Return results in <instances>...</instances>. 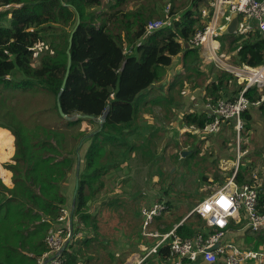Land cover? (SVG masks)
Returning <instances> with one entry per match:
<instances>
[{"label": "trees", "instance_id": "trees-1", "mask_svg": "<svg viewBox=\"0 0 264 264\" xmlns=\"http://www.w3.org/2000/svg\"><path fill=\"white\" fill-rule=\"evenodd\" d=\"M190 1L179 17H173L175 11L170 6L168 24L147 30L148 9L137 4L129 7L132 0H106L103 8L102 0H0V126L9 131L0 129V157L11 145V136L14 150L12 161L4 165L11 171V185H5L0 177V264H35L47 250L46 233L50 228H58L60 210L68 205L67 182L69 174L75 173L76 149L80 142L86 141L75 199L73 204L69 201L72 232L59 257L63 264H85L91 254L97 255L100 242L93 240L98 232L97 210L105 204L95 199L113 192L106 186L105 174L110 177L118 168L116 158L130 156L127 150L132 140L128 135L136 129V124H131L137 118L139 105L149 102L145 105L149 109L153 103L173 102V84L164 93L154 95L152 91H156L155 82L181 51L184 71L177 76L178 86H185L183 77L204 75L191 66L195 50L185 43L205 24L212 6L210 0ZM204 8L206 17L201 16ZM218 39L220 51L231 62L249 66L264 62L263 31L255 27L244 32L236 29L231 34L219 33ZM67 48L70 67L60 92ZM231 78L235 77L224 69L219 71L204 84V100L215 103L224 98ZM241 86L228 98H234ZM14 90L52 94L53 109L62 125L49 127L38 121L36 116L43 110L36 111L33 121L19 115L10 96ZM261 94L264 92L256 88L246 92L251 100L260 98ZM57 95L64 114H91L94 118L66 119L58 111ZM263 105L264 100L248 109L262 110ZM106 107L107 113L99 122L97 118ZM248 109L241 115L246 123L251 120ZM184 118L197 128L206 121L205 117L190 113ZM82 122L95 128L86 130L88 124L81 128ZM64 125L66 130L57 128ZM246 171L244 167L237 169L234 182L243 184ZM215 175L214 179L222 178ZM204 197L202 194L199 200ZM257 198L256 207L264 213V189H257ZM163 202L165 212L169 210L168 201ZM181 216L172 220L178 222ZM169 222H164L163 232L172 227ZM244 222L230 220L228 225L236 228ZM209 231L205 219L194 211L173 229L181 238L205 235ZM138 232L136 229L133 234L138 236ZM243 239L245 248H264V230L246 227ZM166 253V245L157 248L156 254L161 258ZM146 259L142 264H146Z\"/></svg>", "mask_w": 264, "mask_h": 264}, {"label": "rangeland", "instance_id": "rangeland-1", "mask_svg": "<svg viewBox=\"0 0 264 264\" xmlns=\"http://www.w3.org/2000/svg\"><path fill=\"white\" fill-rule=\"evenodd\" d=\"M105 2L106 0H102V8ZM190 2V0H132L129 7L134 4L142 5L148 9L149 19L159 18L163 20L164 26L169 22L170 17L167 12L170 6L175 11L173 17H179L181 12L190 6ZM198 49L200 62L207 61L203 57L202 50ZM181 63L180 55L175 56L172 64L166 67L155 82L156 91H152L154 95L157 92L164 93L167 88L160 89L158 84L163 78L176 75L173 79V87L175 86L173 102L153 103L149 109H146V106L151 104L149 102L139 105L136 111L137 118L134 117L131 124L135 123L136 129L128 135V139L132 140L127 150L130 156L117 157L118 168L110 177L107 176V172L105 174L106 186L113 192L103 193L95 199V202L105 204L97 210L98 232L93 237L95 242H100V247L97 257L89 258L85 264H105L112 257L114 263L134 264L132 260L138 261L156 240L144 236L140 231L144 219L142 209L150 207L157 200L168 201L169 210L156 216L148 224L147 229L163 232L164 230L161 229L165 221L185 213L200 201L202 194L203 197L207 196L220 185L228 182L231 176L234 179L235 172L239 168L244 167L247 170L244 183H255L259 191L264 189V114H261L264 109L259 110L258 107V110L253 107L248 109L255 118H251L246 123L241 117L242 126L239 130L234 127L233 121H228L215 131L201 132L200 127L197 128L195 123H187L184 117L190 113L207 118L208 107L204 100L203 86L215 78L222 69L209 63L205 71L201 68L204 72L203 76L183 77L185 86L179 87L180 80H177V76L184 71V66L183 69L180 66ZM239 82L231 78L225 94L223 93L224 97L235 93L241 84ZM13 92L14 94L10 96L15 111L26 116L28 121L35 120L36 111L43 110V113L36 116L38 121L47 126L62 125L53 109L52 94L43 91L25 93L14 90ZM84 124L88 123L82 122L81 128ZM57 128L66 130L67 126ZM91 128L95 126L90 124L85 126L86 130ZM80 143L81 146L76 149L80 155L79 168L83 163L88 141ZM12 155L1 162L3 167L5 163L12 161L10 160ZM215 174L222 178L214 179ZM253 174L257 175L256 179ZM74 179L72 171L67 182V197L70 202ZM65 224L64 221L55 225L61 227ZM136 229H139L140 236L133 234ZM90 232L92 233L93 230ZM237 233L241 234L239 230ZM153 256L154 253L147 256L146 264H152Z\"/></svg>", "mask_w": 264, "mask_h": 264}, {"label": "built area", "instance_id": "built-area-1", "mask_svg": "<svg viewBox=\"0 0 264 264\" xmlns=\"http://www.w3.org/2000/svg\"><path fill=\"white\" fill-rule=\"evenodd\" d=\"M210 5L212 10L205 24L194 31L187 39V43L192 48L198 46L202 49L203 57L207 61H199V69H205L209 63H212L233 75L242 86L234 98H220L215 103L207 101L205 103L208 107L207 118L199 129L203 133L215 131L223 122L231 120L234 127L239 130L242 126V113L250 105H257L264 100L262 94L255 100H251L246 95V92L253 88L264 92V62L258 66H249L231 62L224 56L219 50L218 39L223 24L221 18L236 13L240 18L238 31L244 32L255 27L264 32V0H210ZM206 15L205 8L201 9V16L206 17ZM163 24V20L151 18L147 20L145 27L147 30H154L162 27ZM194 58L192 56V61L196 62ZM253 177L256 179L257 175L253 174ZM257 202V185L255 183L238 185L231 176L228 182L220 185L192 207V211L205 219V227L211 231L205 235L181 238L173 232V229L166 232L147 229L148 224L166 208L163 201H155L150 207L142 209L144 219L141 232L144 236L156 240L137 262L154 253L155 264H184L185 261L204 264H213L217 261H221L222 264H264V248L256 250L241 247L225 238L229 230V221L232 219L239 222L241 212L245 214L247 227L255 231L264 230V213L257 209ZM205 205L209 206L207 214L200 210ZM69 213V206L61 208L57 220L65 221L66 224L47 231L45 240L47 250L37 258L35 264H63L59 252L64 247L66 238L71 234L68 224ZM214 244H217L214 249L207 250ZM162 245H166L167 253L160 259L156 252Z\"/></svg>", "mask_w": 264, "mask_h": 264}, {"label": "crops", "instance_id": "crops-1", "mask_svg": "<svg viewBox=\"0 0 264 264\" xmlns=\"http://www.w3.org/2000/svg\"><path fill=\"white\" fill-rule=\"evenodd\" d=\"M230 16V15H229ZM229 16H222V18H221V22L223 23L222 25H221V27L227 22V20H228V18H229ZM238 16V15H237ZM238 19L240 20V18L238 17ZM220 27V28H221ZM236 32V31H235ZM187 46L186 47H190L189 45H188V43H185ZM198 48H200V47H198V46H195V47H193L192 49H194L195 51H193L195 54H196V56H195V58L194 59H196V62L195 61H191V66H193L194 68H196V69H198V70H200V71H202L201 69H199V67H198V63H199V61H200V57H199V53H198V51H199V49ZM200 50H202L201 48H200ZM219 50H220V46H219ZM183 54V52L181 51L180 53H178L176 56H178V55H180V57H181V55ZM174 59V58H173ZM228 59V58H227ZM229 60V59H228ZM229 61H231V60H229ZM172 62H173V60H172ZM172 62H171V64H172ZM169 66V65H168ZM167 66V67H168ZM181 68L183 69V66H182V63H181ZM209 66L207 65L206 66V68H208ZM206 68L204 69L203 68V71H205L206 70ZM180 73V72H179ZM175 77H176V75H173V76H171V77H169V78H163L161 81H160V87H161V89L163 88V89H166V88H168L170 85H172L173 84V79H175ZM162 83L164 84V86L162 85ZM166 92V91H165ZM174 92V91H173ZM234 94V93H233ZM233 94H228V96H226V97H224V98H228V97H232L233 96ZM149 95H151V94H149ZM173 95V93H171V96ZM206 102V101H205ZM255 108V107H254ZM256 109V108H255ZM263 109H264V107H263ZM250 110V109H249ZM248 110V112H249V114H250V116H251V118H255V115L254 114H251V112ZM258 110V109H257ZM256 110V111H257ZM257 113L259 114V112L257 111ZM261 113V112H260ZM261 114H264V112H262ZM260 115V114H259ZM0 129H4V130H7V129H5V128H3V127H1L0 126ZM8 131V130H7ZM1 132V131H0ZM9 132V131H8ZM3 136V135H2ZM13 137L11 136V145L8 147V148H6V151H4V153H3V155H2V157H0V177H1V180H2V182L5 184V185H7V186H9L10 184H11V173H10V171L8 170V169H6V168H4L3 166H2V164H1V162H3L5 159H8L11 155H12V153H13ZM6 161V160H5ZM1 170H3V172H1ZM203 199V198H202ZM163 200V199H162ZM157 201H161V200H157ZM193 211H192V208H190V209H188L185 213H182L181 215V217H180V220L177 222V221H173L171 218H170V220H168V221H170L169 223H172L171 224V228L169 229V230H171V229H174L175 228V226H177L179 223H181L189 214H191ZM243 212H241L240 213V215H241V218H240V221H245L244 222V225L243 226H238V227H236V228H234V227H230L229 226V230L226 232V235H225V238L226 239H230V240H232L236 245H238V246H241V247H246V246H244L243 244H244V239H243V236H244V234L246 233V228H245V224H246V217H245V214L243 213ZM232 220V219H231ZM239 221V222H240ZM239 222H236L235 220H234V223H239ZM247 227V226H246ZM153 230H155V229H153ZM157 230V229H156ZM169 230H167V231H169ZM238 230L240 231V235L237 233L238 232ZM83 236V235H82ZM82 236H79V239L82 237ZM88 238V237H87ZM90 242H93L92 241V239L90 240ZM130 251H134V250H132V249H130ZM97 257V255H93V254H91V258H96ZM160 259H162L160 256H158ZM154 259H155V257L153 256V261H152V264H155L156 262L154 261ZM132 262L134 263V264H138L137 263V261H134V260H132ZM105 264H114V259H113V257H112V259H109L108 261H106L105 262ZM124 264H126V262H124ZM184 264H204V263H200V262H193V263H189V262H187V261H185L184 262ZM213 264H222L221 263V261H217L216 263H213Z\"/></svg>", "mask_w": 264, "mask_h": 264}, {"label": "water", "instance_id": "water-1", "mask_svg": "<svg viewBox=\"0 0 264 264\" xmlns=\"http://www.w3.org/2000/svg\"><path fill=\"white\" fill-rule=\"evenodd\" d=\"M76 23H78V18L76 19ZM237 25H238V16H237L236 13H232L229 16L227 22L220 28L219 31L222 34H225V33L231 34V33H234L236 31ZM70 44H71V35L68 37V46H67L68 48H69ZM68 48L66 49V53H67L66 68H65V73H64L61 85H60V92H61V90H62V88L64 86V82H65V80L67 78L68 70H69V67H70V55H69V52H68ZM56 104H57V108H58L59 113L63 117H65L66 119H75V118H79V117H82V118L87 117V118H91V119L94 118V116L91 115V114H83V113H81V114H76V115H72V116L71 115L68 116V115L64 114L62 109H61V107H60V104H59L58 95L56 97ZM107 110H108V107H106L104 112L100 116H98L97 120L99 122L104 119V117H105V115L107 113ZM181 152L183 153V152H187V151H181ZM79 163H80V155H79L78 150H76V168H75V173H74L75 174V179H74V188H73L72 196H71V203L72 204L74 202L75 194H76L77 174H78V169H79ZM68 224H69V228H70V231H71V229H72V208H71V212L69 214ZM68 240H69V237L66 238L64 246H66ZM216 246H217V244H214V245L208 247L207 250L214 249ZM62 250H64V247L60 249V252H59L60 254H61Z\"/></svg>", "mask_w": 264, "mask_h": 264}, {"label": "clouds", "instance_id": "clouds-1", "mask_svg": "<svg viewBox=\"0 0 264 264\" xmlns=\"http://www.w3.org/2000/svg\"><path fill=\"white\" fill-rule=\"evenodd\" d=\"M66 206V205H65ZM67 206H69V208H70V212H71V203L69 204L68 203V205ZM204 214H207V212L209 211V206H207V205H205L202 209H200ZM70 214V213H69ZM73 216V215H72ZM69 220V219H68ZM72 222H73V218H72ZM73 225V224H72ZM72 232V231H71ZM66 246H64V248H65ZM60 254V253H59ZM138 264H140V263H142V262H137Z\"/></svg>", "mask_w": 264, "mask_h": 264}]
</instances>
